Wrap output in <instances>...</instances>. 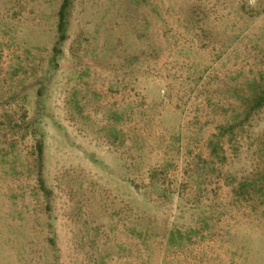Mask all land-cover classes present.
<instances>
[{
	"label": "rangeland",
	"instance_id": "rangeland-1",
	"mask_svg": "<svg viewBox=\"0 0 264 264\" xmlns=\"http://www.w3.org/2000/svg\"><path fill=\"white\" fill-rule=\"evenodd\" d=\"M0 264H264V0H0Z\"/></svg>",
	"mask_w": 264,
	"mask_h": 264
},
{
	"label": "trees",
	"instance_id": "trees-1",
	"mask_svg": "<svg viewBox=\"0 0 264 264\" xmlns=\"http://www.w3.org/2000/svg\"><path fill=\"white\" fill-rule=\"evenodd\" d=\"M64 5L62 6V8H61V10H60V12H59V14H60V23H59V28H60V30L62 29V25H63V18H64Z\"/></svg>",
	"mask_w": 264,
	"mask_h": 264
}]
</instances>
